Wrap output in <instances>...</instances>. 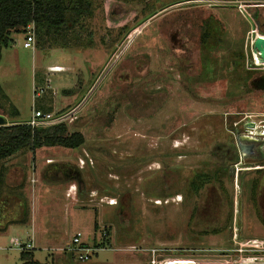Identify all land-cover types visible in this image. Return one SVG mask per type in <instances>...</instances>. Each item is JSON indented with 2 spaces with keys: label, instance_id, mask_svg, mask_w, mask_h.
Returning a JSON list of instances; mask_svg holds the SVG:
<instances>
[{
  "label": "rangeland",
  "instance_id": "obj_1",
  "mask_svg": "<svg viewBox=\"0 0 264 264\" xmlns=\"http://www.w3.org/2000/svg\"><path fill=\"white\" fill-rule=\"evenodd\" d=\"M224 1L88 0L75 26L35 27L36 50L23 46L27 28L11 34L15 64H1L0 112L10 124L82 105L65 123L85 143L24 148L1 162L0 215L20 223L0 231V264H22L11 239L32 243L33 229L36 260L54 264H152L153 247L213 263L237 244H264V209L251 205L259 198L203 181L215 167L208 151L230 136L228 112L245 110L264 130V97L231 99L227 71L205 75V64H251V52L264 61V35L252 34L247 14L258 8L264 23V6ZM77 232L103 246L89 261L69 250Z\"/></svg>",
  "mask_w": 264,
  "mask_h": 264
},
{
  "label": "flooded vegetation",
  "instance_id": "obj_2",
  "mask_svg": "<svg viewBox=\"0 0 264 264\" xmlns=\"http://www.w3.org/2000/svg\"><path fill=\"white\" fill-rule=\"evenodd\" d=\"M259 36L264 35V23H260ZM262 34V35H261ZM241 57V54H237ZM251 64H205V75L211 79H224L223 71H227L229 78L231 99H256L264 97V61H257V54L251 52L243 54ZM223 77V78H222ZM231 128L230 136L224 143H215L208 151L215 167L208 168L204 173L205 185L216 191L234 197L237 187L248 188L249 196L259 198L251 200L252 207L264 209V130L254 122L245 110L228 112ZM264 116V115H263ZM262 120V119H260ZM264 125H261L263 127ZM257 163L258 166H252ZM262 163V165H260ZM211 164V163H210ZM230 185V186H229ZM213 186V187H212Z\"/></svg>",
  "mask_w": 264,
  "mask_h": 264
},
{
  "label": "trees",
  "instance_id": "obj_3",
  "mask_svg": "<svg viewBox=\"0 0 264 264\" xmlns=\"http://www.w3.org/2000/svg\"><path fill=\"white\" fill-rule=\"evenodd\" d=\"M88 3V0H0V60L2 49L12 44L13 32L21 33L30 24L41 28L46 26L47 30L49 27H60L66 23H69V26H75L80 17L88 12ZM255 16L259 18L260 13L257 11ZM84 143L83 133L69 134L66 123L33 127L26 122L13 121L9 125L0 126V161L24 148L33 151L44 146L78 149ZM203 181L205 182L204 176ZM208 230L206 233H209ZM219 231H221L220 228H216L210 233ZM96 245L103 247L102 244ZM20 257L22 264H54L36 260L33 250L21 251Z\"/></svg>",
  "mask_w": 264,
  "mask_h": 264
},
{
  "label": "built area",
  "instance_id": "obj_4",
  "mask_svg": "<svg viewBox=\"0 0 264 264\" xmlns=\"http://www.w3.org/2000/svg\"><path fill=\"white\" fill-rule=\"evenodd\" d=\"M227 1L228 0H225L224 2ZM235 3L238 4L239 7L241 6L243 8H245L246 6L248 8H257L264 6V0H235ZM257 9H255L252 14L247 11V14L250 18L249 20L252 26V34L255 33L259 35L260 28L258 23L260 22H257V19H255L257 18L255 16ZM27 29L28 33L25 35L23 46L25 48H32L34 50L37 45L35 25L30 24L28 25ZM58 67L62 70L57 69ZM48 69L51 73L63 71V68L57 65L50 66ZM81 107L82 105H78L66 111L58 112H43L41 110H35L32 117L28 121H26V123L32 125L33 127H46L65 123L66 121L71 120L70 118L74 117ZM82 236L83 234L81 232H77L76 234H74L69 246V250L75 255L77 260H79L80 262H86L91 260L92 257L103 247H97L87 244L82 239ZM11 244L22 247L23 250H32L34 248L33 243H20L17 238H12ZM148 250L149 252H151L150 257L152 264H264V244H262V242L259 240H249V242L245 244H237L233 249V254H227V252H223L225 257L213 263L209 262L207 258L195 259L194 256L188 254V252L192 251V249H177L178 253L175 255H171L170 249L165 248L153 247ZM247 252L251 253L249 255H245V253ZM231 255L232 257L234 256L233 262L230 261L232 257L228 259V257Z\"/></svg>",
  "mask_w": 264,
  "mask_h": 264
},
{
  "label": "crops",
  "instance_id": "obj_5",
  "mask_svg": "<svg viewBox=\"0 0 264 264\" xmlns=\"http://www.w3.org/2000/svg\"><path fill=\"white\" fill-rule=\"evenodd\" d=\"M11 46H9V47H7V48H3L2 49V57H1V60H0V68H1V64H2V62L4 61V59H5V56H7V58H8V60H7V64H15V61H14V58H13V55H14V52H13V50L10 48ZM34 50H36V48L34 49ZM52 64H61V63H52ZM54 66V65H53ZM48 67H50V66H48ZM14 68V67H13ZM1 83V82H0ZM2 87V86H1ZM6 97H7V99L9 98L7 95H6ZM38 110V109H37ZM16 111H17V113H16ZM15 111V116L13 115V118H16V117H18L19 116V111L18 110H16ZM49 112V111H48ZM0 114H2L1 112H0ZM14 121H16V122H26V121H19V120H17V119H15ZM28 121V120H27ZM7 159V158H6ZM5 160V159H4ZM3 161V160H2ZM2 161H0V164H1V162ZM1 201H3V199L1 200ZM2 203L3 202H0V206H2ZM1 208V207H0ZM1 210H0V214H1ZM17 219H15L14 217L13 218H11L10 216L9 217H5V216H2V215H0V231H6V230H8V228H9V226H14L15 224L16 225H18L17 223H20V222H17L16 221ZM12 224V225H11ZM33 234H34V237H33V239H32V243H34V242H38L41 238H40V235H39V233L35 230V229H33V232H32ZM34 245V244H33ZM37 246H34V248H36ZM34 253V252H33ZM34 258H35V253H34ZM36 259V258H35Z\"/></svg>",
  "mask_w": 264,
  "mask_h": 264
},
{
  "label": "water",
  "instance_id": "obj_6",
  "mask_svg": "<svg viewBox=\"0 0 264 264\" xmlns=\"http://www.w3.org/2000/svg\"><path fill=\"white\" fill-rule=\"evenodd\" d=\"M257 45L261 48L262 55L264 56V40L258 41ZM9 125L6 120V117L3 114H0V126Z\"/></svg>",
  "mask_w": 264,
  "mask_h": 264
},
{
  "label": "bare ground",
  "instance_id": "obj_7",
  "mask_svg": "<svg viewBox=\"0 0 264 264\" xmlns=\"http://www.w3.org/2000/svg\"><path fill=\"white\" fill-rule=\"evenodd\" d=\"M141 31V29L140 28H138V29H136L130 36H129V41H128V43H127V45L125 46V48L124 49H126V47L132 42V40L135 38V36L139 33ZM123 49V50H124ZM122 54V53H121ZM120 54V55H121ZM57 69H60L59 67L57 68ZM174 146V145H173ZM130 148V147H129ZM145 158V157H144ZM53 161H55V160H53Z\"/></svg>",
  "mask_w": 264,
  "mask_h": 264
}]
</instances>
